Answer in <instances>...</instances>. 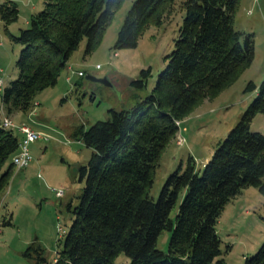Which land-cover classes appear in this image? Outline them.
Segmentation results:
<instances>
[{
    "label": "trees",
    "instance_id": "obj_1",
    "mask_svg": "<svg viewBox=\"0 0 264 264\" xmlns=\"http://www.w3.org/2000/svg\"><path fill=\"white\" fill-rule=\"evenodd\" d=\"M122 1L44 0L28 27L10 36L22 48L17 77L2 92L6 113L29 111L35 94L56 84L84 39L85 55L93 52ZM174 1L135 0L112 48H135L146 28L161 25ZM238 2L186 0L173 49L149 95L129 110H109L107 120L87 130L77 129L75 137L91 155L78 168L83 187L78 204L67 206L73 221L52 264H114L121 254L127 264H223L215 226L224 206L247 187L264 194V133L250 131L252 119L264 113V81L247 85L254 99L201 174L189 157L183 171L178 167L168 176L157 200L149 191L178 122L230 87L254 59L253 36L234 28ZM18 13L14 2L0 4L6 29ZM149 76L150 69L141 71L131 85L142 89ZM19 141L0 119V196L12 176ZM163 231L170 232L167 253L156 247ZM37 260L48 264L39 253ZM244 264H264V244Z\"/></svg>",
    "mask_w": 264,
    "mask_h": 264
},
{
    "label": "rangeland",
    "instance_id": "obj_2",
    "mask_svg": "<svg viewBox=\"0 0 264 264\" xmlns=\"http://www.w3.org/2000/svg\"><path fill=\"white\" fill-rule=\"evenodd\" d=\"M5 1L14 2L19 13L17 21L7 29L0 20L2 89L17 77L15 63L22 48L10 36L18 37L20 30L28 27L30 17L44 6V0H0V4ZM134 1L123 0L116 8L93 52L85 55V39L79 44L56 84L35 94L29 111L8 115L2 107L3 90H0V119L8 118L15 126L25 124L50 137L48 141L40 139L30 144L32 162L21 170L14 167L1 193L0 264H37L38 253L46 263H53L74 217L67 206L73 208L78 204L83 187L78 182V168L91 155V150L75 137V132L107 120L109 110H129L142 102L165 67L164 57L173 49L184 15L182 4L186 0H175L161 25L146 28L135 48L114 50L118 32ZM234 28L253 36L254 59L230 87L216 98L204 100L178 122V133L158 161L149 191L152 200L158 199L169 175L178 167L181 171L185 169L189 157L194 160L195 171L201 174L218 144L254 99L255 92L246 91L247 85L251 82L259 86L264 81V0H239ZM147 69L150 76L146 86L134 88L131 82L139 80L141 71ZM77 72L84 75L78 77ZM86 75L105 78L109 85L88 81ZM68 76H71L70 82L66 80ZM250 131L264 133V113L252 119ZM13 133L21 139L17 130ZM56 190H62L63 195L56 197ZM178 204L170 213L172 219ZM9 218L10 224L2 225ZM215 229L223 264H244L245 258L253 256L264 244V194L254 187L242 189L224 206ZM169 238L170 232L163 231L158 237L157 249L167 253ZM28 249L29 255H26ZM127 263L123 254L114 262Z\"/></svg>",
    "mask_w": 264,
    "mask_h": 264
},
{
    "label": "built area",
    "instance_id": "obj_3",
    "mask_svg": "<svg viewBox=\"0 0 264 264\" xmlns=\"http://www.w3.org/2000/svg\"><path fill=\"white\" fill-rule=\"evenodd\" d=\"M98 67V65H97ZM73 74V71H71V75ZM78 77H82L84 74L82 72H77ZM67 82H70L71 76H68L66 78ZM0 90L2 89V82H0ZM2 127L8 130H17L18 133L22 135L20 141H19V147L17 152L12 156L11 163L13 165V168H17L19 170L24 169L30 165L32 162V156L29 151V146L33 142L37 140H44L48 141L50 137L44 133L34 131L30 127H28L25 124H21L19 126H15L11 120L8 118H2L1 119ZM56 197H61L63 195L62 190H56L55 191Z\"/></svg>",
    "mask_w": 264,
    "mask_h": 264
},
{
    "label": "water",
    "instance_id": "obj_4",
    "mask_svg": "<svg viewBox=\"0 0 264 264\" xmlns=\"http://www.w3.org/2000/svg\"><path fill=\"white\" fill-rule=\"evenodd\" d=\"M85 79L88 80V81H91V82H99V83H102L104 85H109L105 78L104 79H96V78H94V77H92L90 75H86Z\"/></svg>",
    "mask_w": 264,
    "mask_h": 264
},
{
    "label": "crops",
    "instance_id": "obj_5",
    "mask_svg": "<svg viewBox=\"0 0 264 264\" xmlns=\"http://www.w3.org/2000/svg\"><path fill=\"white\" fill-rule=\"evenodd\" d=\"M67 78V77H66ZM2 199H0V202H1ZM1 204V203H0Z\"/></svg>",
    "mask_w": 264,
    "mask_h": 264
}]
</instances>
